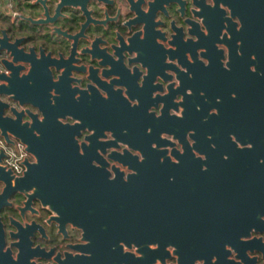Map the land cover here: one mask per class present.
<instances>
[{"label": "water", "instance_id": "1", "mask_svg": "<svg viewBox=\"0 0 264 264\" xmlns=\"http://www.w3.org/2000/svg\"><path fill=\"white\" fill-rule=\"evenodd\" d=\"M193 1L194 17L202 21L207 32L198 33L197 41L189 39L191 44L190 49L187 47V50H194L200 45L206 48V39L217 38L220 42L226 43L228 48L230 44L228 65L232 66L234 58L238 57L237 64L242 56L240 57L239 52L232 49L230 42L232 37L242 40L246 35L245 4L247 0H211L212 4H208L207 0ZM256 1L258 4L260 2L261 5L264 4V0ZM171 2L179 4V0H150L147 3L148 9L143 10L145 0H121L122 4H118V0H56L54 8L48 4L49 0H35L32 6H41L44 10L40 18L26 17L23 14L16 18L33 25H50L53 27V35H62L73 40L71 55L66 60H61L62 55L60 59L52 58L51 53L46 55L43 47L41 58H37L35 48L31 47L30 52H26L23 47H20L26 38H16L12 42L11 37L8 36V29L0 28V64L4 67V70L0 69V136L8 145H16L17 141L22 147L25 144L27 151L36 155L39 160L38 163H27L25 176L17 178L0 165V180L5 182V187L0 193V211L5 206L11 205L9 199L16 192L33 190L34 194L29 196L32 199L38 196V191H45L51 198V205L57 204L60 212L63 213L59 220L61 225L71 222L83 229L82 239L87 241L76 246V254L67 253L65 257H59L58 264H166L169 245L177 248L179 264H193L194 257L208 259L206 264H211L209 257L214 254L218 255L217 263L230 264L228 259L230 251L224 249V245L230 244L233 238V235L228 233L229 229L238 228L239 225L244 227L245 223L246 236H250L252 231L264 232V75L261 88L259 73L255 77L256 83L252 82L251 90H249L248 103H242L244 90L235 91L236 106L231 108L233 113L229 114L221 109L219 128L216 130L214 140L207 139L206 136H202L203 138L192 136L195 141L193 147L199 148L202 142L214 141L217 144L214 149L228 155L227 159L217 154L214 155L215 160L206 159L209 166L211 164L226 167L240 164L247 166L246 201L233 202L231 186H186L183 185L186 179L181 176L173 180L166 179L168 172L163 174L162 178L152 180V174L156 170L146 173V178H142L144 175L142 172L139 176L130 175L127 181H123L122 186L113 188L112 192L100 198L94 193L84 194L81 189L73 188L69 183L70 172L59 170L57 167L56 157H61L73 148L75 138L85 127V123L75 125L63 123L61 119L68 113L71 114L72 108L68 107L67 101L54 105L49 100L48 88L57 83L62 84L67 79L66 75H70V61L78 54L77 47L88 26L91 23L116 20L115 17H111L110 9L116 7L119 14L124 5L133 17L128 18L123 25L128 27L129 31L139 24L143 25L142 30L127 39L129 43L120 36L118 44L110 45L109 48L113 50L115 56L119 57L118 60L113 59L108 53V48L100 47L101 43L108 44L102 39L97 38L91 48L82 49L83 54L90 55L91 60H97L100 66H111V69L103 70L104 75L118 74L124 68L123 60L126 52L128 54L134 51L139 52V57L130 59L129 63L141 62L143 66L144 60L150 63L146 56L143 60L144 54L136 48V40L143 36L147 47L156 38L166 40L165 34L155 27L163 22L155 21V18L160 10L166 12L165 5H170ZM94 3L104 5L106 20H97L93 17L95 11L90 9L89 5ZM228 9L231 10V15H228ZM78 16L85 19V22L82 24L81 31L75 35L70 34L69 30H63L61 26H56L61 22L68 24L76 21ZM235 17L241 22L239 29L238 22L234 21ZM251 19L253 22L264 21V10L253 8ZM189 23L194 25L197 22L190 20ZM179 30H176L177 34ZM188 31L191 35L196 34L191 28H188ZM263 32L261 33L260 28H252L251 36L258 38ZM177 34H173L171 44H175ZM258 43H260L258 40L253 39V44L257 47L253 49V52L264 55V44ZM210 48L208 46L207 52L202 55L208 57L209 52H212ZM149 51L154 50L150 48ZM214 51L219 53L220 57L222 56L223 50L218 51L214 48ZM177 53H180L178 49L174 54ZM241 53L243 54V51ZM232 55L235 57H231ZM23 63L30 66L26 75L21 74L25 68ZM195 63L203 66L198 59ZM50 66H57L58 70L66 68L57 83L52 80ZM149 67L151 72L152 65L150 64ZM239 69L241 68L237 71ZM235 79L238 80L237 75ZM148 80L149 75L145 83ZM212 94L214 100L218 97L222 100L223 96L228 95L229 92L205 91L204 97L211 98ZM239 94H242V99L237 104ZM229 97L233 98L232 94ZM113 99H116V96L110 98V100ZM10 100L18 103L19 106L10 104ZM26 104L39 108L42 118L30 109H24L23 106ZM110 109L115 111L116 107L112 106ZM7 110L12 115H6ZM162 112L163 115L159 117L161 123L167 118L164 109ZM26 116L28 120H24ZM148 117L154 120L152 116L148 115ZM111 120L109 113L105 124L113 125L114 121ZM124 127L128 129V125ZM129 130L131 132L132 128ZM131 137L140 142L146 141L145 136ZM174 137L183 143L187 142L185 136ZM151 138L158 143L159 147L166 144V140L161 139V136H151ZM249 144L252 145L251 149L248 147ZM4 156L5 153L1 150L0 162ZM206 157L208 158V155ZM40 181L45 183L40 186ZM170 181L176 183L170 184ZM236 189L243 192L245 190L244 187ZM56 196L59 200L54 199ZM84 198L87 199L86 202ZM244 207L247 209L249 218L246 222L239 223L233 214L237 210L244 211ZM16 226L18 232L13 233L12 237L19 238L23 242V251L15 257L10 247L5 248V231L0 216V264H42L35 260L42 254L37 248L32 247V241H30L36 229L35 222L27 224L26 227L20 223ZM217 239L220 240V247L215 249ZM133 245L138 247L140 256L125 250V248H132ZM152 245H156V248L152 249ZM186 245L188 254L185 255ZM246 245V249H250L252 253L260 252L264 257L262 237L253 236ZM257 259L256 256L252 257L251 264H257Z\"/></svg>", "mask_w": 264, "mask_h": 264}, {"label": "flooded vegetation", "instance_id": "2", "mask_svg": "<svg viewBox=\"0 0 264 264\" xmlns=\"http://www.w3.org/2000/svg\"><path fill=\"white\" fill-rule=\"evenodd\" d=\"M34 1L14 0V7L11 9L0 6V28L8 29V36L11 37L12 42L16 38H26L20 47H23L26 52H30L31 47L35 48L37 58H41L43 47L45 54L51 53L52 58L60 59L62 55L61 60L68 59L73 48V40L62 35H53V27L50 25H33L16 18L21 14L26 17L40 18L44 10L41 6L33 7ZM149 1L145 0L143 10L148 9ZM193 3V0H179V4L171 2L170 5H165L166 12L160 10L157 13L155 21L163 22V24L155 27L165 34V41L156 38L152 40L151 47H147L143 36L137 38L136 48L144 54L143 60L146 56L150 62L144 60V66L141 62L129 63L130 59L139 57L138 51L132 54L126 52L123 60L124 68L118 74L106 76L103 70L111 69L110 65L100 66L97 60L93 61L90 55L81 52L84 48H91L92 43L98 38L108 42V44L101 43L100 47L108 48V53L114 60L119 59L109 48L110 45L118 44L120 36H123L125 42L129 43L127 39L143 28V25L139 24L129 31V28L123 25L128 18L133 17L125 5L119 14L116 7L110 9L111 17H115L116 20H107L105 23L98 24L91 23L88 26L77 47L78 54L70 61V75H66L65 82L57 83L66 68L58 70L57 66H50L52 80L57 84L48 88L49 100L56 106L67 101L68 107L72 108L71 114L68 113L61 121L70 125L85 123V127L75 138L73 148L61 157H56L58 169L70 172L69 183L73 188L81 189L84 194L94 193L101 198L112 192L113 188L122 186L123 181H127L130 175L139 176L142 172L144 174L142 178H146V173L156 170L152 174L153 179H148L162 178V175L168 172L166 179L173 180L181 176L186 179L183 181V185L186 186H231L233 187L231 197L233 202L246 201L248 196L246 191L247 166L242 164L229 167L219 164L209 166L206 162L209 158L215 160V154L222 156L223 159L228 155L214 149L217 147L214 141L202 142L199 148L193 147L195 141L192 136H206L207 139L214 140L216 130L219 128L221 109L230 114L233 113L231 108L236 106L235 98H230L229 95L232 94L235 97V91L244 90L242 103H248L249 90H251L252 82L256 83L255 77L258 73L261 74L260 87L262 88L264 55L253 52V49H257L253 44V39L258 40L260 45L264 44V21L253 22L251 15L253 8L264 10V4L261 5V2L258 4L256 0L246 1V35L242 40L232 37L230 42L232 49L239 52L242 57L237 64L238 57L234 58L230 66L228 65L230 44L228 48L226 43L220 42L217 38L205 40L206 48L208 49L209 46L212 51L209 52L208 57L202 55L207 52V49L201 45L189 51L191 44L189 39L197 41L198 33L207 32L202 21L194 17ZM207 3L212 4L213 2L207 0ZM48 4L54 8L56 0H49ZM118 4H122L121 0H118ZM89 8L95 11L93 14L95 19L106 20L103 4H90ZM227 13L231 15V10L228 9ZM190 20H195L197 23L191 25ZM234 21L238 22L237 28L239 29L241 22L237 17ZM84 22L85 19L78 16L76 21L68 24L61 22L56 26H61L63 30H69L70 34L75 35L81 31ZM177 28L180 29L179 34L176 33ZM188 28L196 34L191 35ZM252 28H260L261 33L263 32L262 36L258 38L251 36ZM173 34L178 35L175 44L170 43ZM150 48L154 51L150 52ZM214 48L218 51L223 50L221 57L214 51ZM177 49L180 53L174 54ZM197 59L203 66L195 63ZM150 64L152 65L151 72L149 71ZM23 65L25 68L21 74L26 75L30 66L25 63ZM238 68H241L238 70L241 74L237 71ZM0 69L4 70L1 64ZM148 75L149 80L145 83ZM236 75L238 76L237 81ZM113 80L115 82L112 83ZM219 90L229 92V94L224 95L222 100L219 97L214 100L213 94L211 98L204 97L205 91L213 93ZM114 96L116 99L110 100ZM238 96L237 104L240 103L242 94ZM4 99L7 100V98ZM9 102L19 106L16 102L11 100ZM112 106L116 107L115 111H111ZM23 108L30 109L42 118L39 108L30 104L24 105ZM163 109L167 113V118L161 123L159 117L163 115ZM109 113L114 123L107 126L105 122H107ZM6 115L12 114L7 110ZM148 115L154 120L149 119ZM28 119V116L24 118V120ZM127 125L128 129L124 127ZM130 128H132L131 132ZM131 136H145L146 141L140 142ZM151 136H161V139L166 140V144L159 147ZM174 136H185L188 145L187 142L183 143ZM0 138L5 145L1 149L5 156L0 165L5 167L6 171H10L14 177L25 176L27 163L39 162L36 155L27 151L25 144L22 147L17 141L16 149L10 150L5 140L1 136ZM10 151L15 153L14 157H11ZM14 159H17L16 163ZM206 159L208 160L205 161ZM43 183L45 181H40V186ZM171 183L176 182L170 181ZM4 187L5 182L0 180V193ZM241 187H244V192L236 189ZM33 194V190L14 193L9 199L11 205L5 206L0 211L5 231V248L10 247L15 257L23 251V242L19 238L12 237L13 233L18 232L16 224L20 223L26 227L27 224L35 222L36 229L30 241H32V247L37 248L42 254L41 257L35 258L36 262L58 264L59 257L63 258L67 253L76 254V246L87 243L82 239L84 230L71 222L62 226L59 221L63 214L60 212V207L57 204L51 205V198L46 195L45 191H38V196L30 199L29 196ZM54 199L59 200L58 196ZM84 201L86 202L87 199L84 198ZM233 216L239 223L246 222L249 218L246 207L244 211L237 210ZM246 231L245 223L244 227L239 225L238 228L228 230V233L233 235L231 243L224 245V249L230 251L229 263L251 264L252 257L256 256L257 264H264L262 253H252L250 249L245 248L253 236L264 239V232L252 231L250 236H246ZM219 241L216 240L217 247L213 246L215 249L220 247ZM185 247L186 255L188 246ZM151 248L155 249L156 245H152ZM125 250L140 256L136 245L130 249L125 248ZM176 250L177 248L173 245L167 247L166 264H179V254ZM209 258L211 264H220V262L217 263L218 255L214 254ZM207 260L194 257L192 262L193 264H206Z\"/></svg>", "mask_w": 264, "mask_h": 264}, {"label": "built area", "instance_id": "3", "mask_svg": "<svg viewBox=\"0 0 264 264\" xmlns=\"http://www.w3.org/2000/svg\"><path fill=\"white\" fill-rule=\"evenodd\" d=\"M0 6L6 8V9H11L14 7V0H0ZM4 142L3 140L0 138V150L4 147ZM11 157L15 156V153L13 151L9 152ZM14 162H17V159H14Z\"/></svg>", "mask_w": 264, "mask_h": 264}, {"label": "rangeland", "instance_id": "4", "mask_svg": "<svg viewBox=\"0 0 264 264\" xmlns=\"http://www.w3.org/2000/svg\"><path fill=\"white\" fill-rule=\"evenodd\" d=\"M8 148H9L10 150H15V149H16V146H15V145H9Z\"/></svg>", "mask_w": 264, "mask_h": 264}, {"label": "clouds", "instance_id": "5", "mask_svg": "<svg viewBox=\"0 0 264 264\" xmlns=\"http://www.w3.org/2000/svg\"><path fill=\"white\" fill-rule=\"evenodd\" d=\"M233 98H235V97H233ZM248 147H249V149H251L252 145L249 144ZM225 159H227V157H225ZM204 170L206 171V168Z\"/></svg>", "mask_w": 264, "mask_h": 264}]
</instances>
